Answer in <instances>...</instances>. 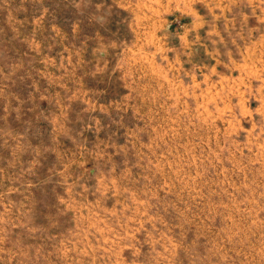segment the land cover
<instances>
[{
    "label": "rangeland",
    "instance_id": "1",
    "mask_svg": "<svg viewBox=\"0 0 264 264\" xmlns=\"http://www.w3.org/2000/svg\"><path fill=\"white\" fill-rule=\"evenodd\" d=\"M0 264H264V0H0Z\"/></svg>",
    "mask_w": 264,
    "mask_h": 264
}]
</instances>
